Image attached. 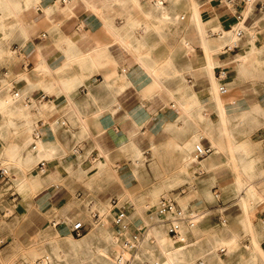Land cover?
Here are the masks:
<instances>
[{
    "label": "crops",
    "instance_id": "crops-1",
    "mask_svg": "<svg viewBox=\"0 0 264 264\" xmlns=\"http://www.w3.org/2000/svg\"><path fill=\"white\" fill-rule=\"evenodd\" d=\"M181 1L172 4L167 0L166 3L172 9L162 16L161 11L153 7L151 0H0V63L10 60L13 47L21 58L16 64V70L17 75L22 77L18 79L16 75L10 83H15L20 92L24 91V102L33 106L35 101L37 105L31 108L34 114L31 122L35 125L31 138L37 130L40 133L38 145L43 140L55 148L52 152L47 151L45 156L40 152L35 156L41 157L35 164V170L43 178L45 186L34 195V201L43 211L55 213L58 212L53 210L56 207L64 210L63 214L59 211L62 220L54 222V225L63 224L60 230L64 234L71 231L70 225L73 224H69L68 217L83 214L78 212V208L67 209V205L75 202L74 192L86 198L94 195L105 203L111 198L114 217L116 209L113 208L112 200H120L119 195L124 189L137 183L133 165L128 162L132 158L124 156L120 148L139 156L137 153L141 150L142 154L146 140H150V145L151 141L157 143V135L169 140V123L177 129L188 128L179 117L177 101L193 92V89L198 90L202 97L207 93V53L197 37L196 29H190L194 2L188 0L189 10L181 13L176 9ZM195 1L213 8L225 28L231 26L235 19L238 20V12L243 14L238 6L235 7L237 4L234 6V14L224 0ZM255 9L247 22L259 29L263 25L264 29V23L261 24L259 16H255ZM186 15L188 18L184 21V32L180 37L170 24L164 25L161 31V22L177 21L181 16L185 19ZM208 31L214 33L211 28ZM43 33L46 36H42ZM241 47L242 43L226 45L222 57L220 52L209 53L215 55L218 61L220 57L224 61L215 66V74L228 89L227 93H222L224 98H237L236 102L228 104V110H238L233 113V117L241 113V110L250 109L256 102L264 107V95L255 93L248 84L239 83L244 78H251L248 73L252 70L257 69L258 74L264 76V61L239 67L238 63L232 61V56ZM222 69L226 70L224 77L219 76ZM10 72L7 66H0L1 81L3 78L8 79ZM4 94L12 95L9 91ZM210 110L216 113L215 117L208 113ZM254 111L251 108L249 114L253 115L252 121L245 122H249V126H244L245 123L235 125L236 118L231 123L236 138L250 145L249 154L253 152L252 146L256 143L252 136L259 130L264 133V125L256 129L254 122L259 114L254 117ZM205 112L209 117L218 119L213 105H209ZM38 115L40 117L36 120ZM43 115L47 119L41 117ZM16 122L20 128L28 124L23 119ZM196 127H200V131L203 129L202 124ZM242 133L251 136V141L239 139ZM191 134L189 129L186 136L174 139L185 140L191 138ZM204 137L201 142L211 144L203 142ZM223 140L225 142V138ZM31 142L28 147L36 152L38 149H32ZM219 152L214 151L202 159L200 168L204 169V173L198 174L200 169L194 162L195 175L206 174L204 160L209 170L216 171L220 160H223ZM103 154L105 161L109 156L108 165L117 170L120 178L110 186L104 185L105 182L99 178L89 181L88 175L78 173L80 164L88 174L91 173ZM251 157L252 160L256 158L252 154ZM41 159L47 160V171L44 173L38 168ZM211 177L215 176H210L202 184L204 190L209 189ZM224 181L223 178L221 183ZM255 184L259 188L257 180ZM215 187H211L213 194ZM181 194L182 198H187L188 207L202 212L199 218L206 214L208 216L201 221L197 232L194 227L184 229V243L171 237L178 244L176 246L172 245L169 232L170 236L167 232L165 234L163 247L157 236L152 235L149 243L156 245L159 242L160 251L156 255L151 251L150 244L144 245L150 249L151 264H160L156 259L158 257H163L168 264H254L247 249H237L231 254L226 249H219L221 238H231L233 234L240 238L235 227H217L226 221L220 211V202L224 203L222 192L220 199L215 197L219 205L209 203L205 198L197 199L187 189ZM178 203L182 205L180 201ZM127 206L135 218L133 228L138 224L146 225L143 217L134 215L135 207ZM259 208L262 212L264 202L259 204ZM231 220L235 225L240 222V217L231 215ZM90 226L87 225V230ZM147 226L149 232L150 225ZM245 239H250L249 234ZM112 240L114 243L119 241L116 237H112ZM214 250L219 256H216ZM108 255H111L110 252ZM121 256L116 254L114 257L119 261ZM131 259V264L137 263L136 253L132 254Z\"/></svg>",
    "mask_w": 264,
    "mask_h": 264
},
{
    "label": "rangeland",
    "instance_id": "rangeland-1",
    "mask_svg": "<svg viewBox=\"0 0 264 264\" xmlns=\"http://www.w3.org/2000/svg\"><path fill=\"white\" fill-rule=\"evenodd\" d=\"M246 6V0H238L235 7L239 8L244 15V9ZM253 6L254 9L256 8L255 16H259V21L263 24L264 15L262 12L264 10V0H254ZM188 7V0H182L177 5L176 9L177 11H181V13H186V11L189 10ZM187 18L188 15H186L185 19H182L181 16L177 21L161 22V31L164 25L168 26V24H170L174 27L180 37L184 32V21H186ZM261 26L263 27V25ZM262 27L257 31L255 37V46L257 48H260L264 44V29ZM241 51L242 49H236L235 52ZM10 56V60L0 63V66H7L11 70L10 77L8 79L3 78L1 81L0 92L9 91L10 93H13L10 91V81L11 78L17 75L16 64L21 58L13 47L10 50ZM256 71H250L248 74L251 78H244L239 83L248 84V87H251L255 93L264 95V76L259 75L257 69ZM21 77L22 75L16 76L18 79ZM262 108L264 109L263 106ZM208 113L213 117L216 116V113H213L212 110ZM257 113L260 115L254 122L256 124V129L264 125V119H262L264 113L261 114L254 111L253 114L256 115ZM39 117L40 116L38 115L35 119L38 120ZM41 117L47 119V116L45 115ZM3 119L4 115L0 111V130H6V128L2 126ZM22 119L23 118L19 115H15L16 121ZM212 119L216 120V118ZM252 119L253 115H250L247 118L249 121H252ZM32 125V130H34L35 125L33 123ZM168 125L169 127L167 131L171 133L169 140H165L162 135H157L158 140L155 147L150 145V140H146L145 149L142 150V154L139 156H136V154L131 151L120 148V150L123 151L124 156L132 158V160H129L128 162L133 165V172L137 179V183L134 186L125 188L124 192L119 195L120 204L127 203L126 205H133L135 207V209H133L135 213L134 215L137 217H143L146 225H150L151 232L153 231L152 226L162 224L161 226L164 228L165 232H167L168 236H170L168 233V225L163 222L166 216L154 212V207H157L160 204L162 198L174 197L176 200L178 199L177 201L182 203L184 208H187V198L185 200L182 198V194L179 193L181 188H185L188 192H191V196H194L197 199L205 198L209 203L219 205L218 200L213 194V190L211 191L212 186H218L222 192L224 202H220L222 206L220 211L224 214L226 221L223 222L222 225H217V227H223L225 229H232L235 227V230L240 233V238H238L237 234H233L232 237L235 241L233 246L230 247L219 244V249H226L228 254L235 252L237 249H247L248 251V246L251 242V232L247 228L245 221L240 220L239 223L234 225L231 220V215L239 216L242 211V206L236 202L238 200V194L236 195L234 192V182H236L239 169L236 168L233 160H230L229 157L231 156V152L224 147V140H220V138L217 137L218 141L221 142L220 145H222V148L218 144L217 146L213 145L210 141V137L205 135L203 142H210L211 146L214 148L213 152L215 151V153H217L220 151L219 154L222 155L223 160H220L216 171L209 170L205 166L204 160L203 164L207 172L202 176H197L195 175L193 168L195 161L186 166L183 160V155L177 150V148H175L174 144L171 143L174 138L186 136L189 128L177 129L174 128V126H170V123ZM245 125L249 126L250 123L247 122L244 126ZM248 128L253 130L252 127ZM13 129H16V127H9V132L5 136L0 133V264H18L22 261L32 262L41 257H47V253H50L52 257L51 260L54 264H107L109 261L105 256L106 248L109 250L113 258L116 254H121L124 256V260L128 261L126 264H131L132 254L137 253L138 251L133 252L130 248H125L120 240L118 243L121 247L113 245L112 237H116V227L113 224L114 210L112 209L111 198L105 203L94 195H89L86 198L78 196V192L73 193L75 202L73 205H67V209L70 207L72 210L78 208V212L83 214L79 216H76L75 214L72 217H68L69 224L82 218L84 221L91 223L89 229L82 236L72 235L70 230L64 234L60 230V227L63 224L54 225V222L62 220L61 214L64 213V210H59L56 207L53 210L58 212L54 213L51 211H43L37 207L34 201V195L45 186L43 178L35 170V164L41 157L34 158L30 167L27 169V178L25 177V179L23 176V169L19 168L16 162L11 161V159H13L10 152L11 146L18 147V151L16 152L18 154H21L25 150L23 141L18 135H15L12 132ZM244 135L245 134L242 133V136L239 137V139L251 141V136L248 137ZM252 139L256 141L252 146L253 152L251 153L256 157L254 159L253 179H255V181L257 180L259 186L257 189L260 193L252 200H249V209L251 210L253 223L256 229H259L264 233V209L261 212L259 208V204L264 202V133L262 130H259L258 133L254 134ZM103 153L106 154L105 152ZM104 154L96 163V165H98L104 162L106 167L102 172L99 173L92 171L88 174L80 164L78 167V173L86 176L88 175L89 181H91V179L99 178L105 182H103L104 185L110 186L120 178L117 170L112 169L108 165L107 159L109 156L106 158V161L104 160ZM79 159H81V156H79ZM135 169L136 171H134ZM35 175H38L40 182L36 183L31 180V177L34 178ZM212 175L215 177H211L210 182H208L210 185L209 189L204 190L202 184H204V182H206ZM223 178L225 179V183H221ZM59 211H61V214ZM95 213L100 214L99 218L94 217ZM206 216H208V214L198 218L194 227L195 232L198 231L201 221ZM248 234L250 237L249 240L245 239L248 237ZM68 235H70L72 239H70ZM55 237H67L69 242L77 240L82 246L81 248L84 251L83 256L86 257V259H81L80 255L69 250L67 247L60 248V256H57L53 251V244L50 242L51 239ZM86 240H88L89 243H85ZM149 240L146 241V244H150ZM170 240H173L171 236ZM260 243L263 247L264 234L260 238ZM150 246L151 251L158 255L160 251L159 242H157L156 245L150 244ZM150 249L145 246L142 248V259L138 258V264H151ZM52 261L48 259L46 264H51ZM114 264H118V262L115 260Z\"/></svg>",
    "mask_w": 264,
    "mask_h": 264
},
{
    "label": "bare ground",
    "instance_id": "bare-ground-1",
    "mask_svg": "<svg viewBox=\"0 0 264 264\" xmlns=\"http://www.w3.org/2000/svg\"><path fill=\"white\" fill-rule=\"evenodd\" d=\"M151 1L153 3V7L157 11H161L162 16L166 11L172 9V7H170L166 3L167 0L164 2L160 0ZM169 1L173 4L177 3L178 0ZM193 2L194 5L191 8V11H193V15L191 16L190 29H196L197 37L205 46V51L207 53L208 61L207 65L205 66V70L207 73L205 76L207 80L205 89L207 90V93L204 97H202L198 90L193 89V92L180 97V99L177 101L176 106L179 111V117L182 118L183 121L188 125V128L191 129L192 137L187 138L185 140L174 139L171 141V143L174 144L175 148H177V150L183 155V160L186 166H188L190 163L196 161V147L199 143H201L202 135H208L213 145L217 146L218 144L221 147L222 145H220L217 137L220 138V140H223V138H225L224 147H226L227 150L231 152V156L229 158L230 160H233L236 168L239 169V173H237L238 175L236 178V182H234V192L236 193V195L238 194V200L236 202L240 204V206H242V211L238 217H240V220L245 221L247 228L249 229L252 235L251 244L248 247L251 256V261L254 264H257L259 262H261V264H264V249L260 243V238L264 233L261 230L256 229L253 223L251 210L249 209V200H252L260 193L255 184V179H253L254 160H252V157L249 156L250 154L248 153L250 145L239 141L236 138L234 129L231 127V123L233 122L234 118H236L234 122L235 125L244 124L249 114H251V108L261 114L264 113V109L259 103L256 102V104H254V106H251L250 109L241 110V113H237L233 117V113L238 110H228V104L230 102H234L237 98H231L229 100L224 98L222 94L223 92L221 91V87L223 86L221 78H219L215 74V66L224 63L221 57L223 55L222 53L224 52V48L226 45L234 46L242 42V51L232 56V61H234V63H238L239 67H243V65L248 64L250 65L251 63H261L264 61V44L260 48H257L255 46V37L259 28H257L256 26H250L247 22L248 17L254 10V0H246L247 6L244 9V18L241 20L235 19L234 23L226 28L222 26L221 22L218 19V13H215V10L213 8H208L203 4H197L195 0H193ZM224 2L229 5V8H231V11H233V13L235 14L236 8H234L232 3L227 0H224ZM141 5L142 4H140V6ZM211 21H216V23H211ZM240 26H244L246 29V33L244 36H239L237 33V29ZM210 28L213 30L214 33H209L208 30ZM211 52H220L221 60L218 61L215 55H209V53L211 54ZM243 69L244 68H242V70ZM196 81L198 82V79ZM23 93L24 91L22 90V92H20L18 95L12 93V95L10 96H5L4 92H0V111L4 115L2 126L6 128V130H0V133L1 135L5 136L9 132V127L11 128L15 125L16 129H13V131H11L21 138L25 150L21 154H18L16 153L18 151V147L11 146L10 152L13 158L11 159V161L16 162L17 166L23 169V176L24 178H27V169L30 167L36 154L40 152L39 154H43L45 156V153L47 151L52 152L55 148L43 140L39 142L38 148H36L38 150H35L36 152L28 148L32 140L31 135L33 131L31 117L34 114L31 112V108L37 105L35 101H33V106H31L27 102H24L22 98ZM209 105H213L216 108L218 113L217 120L212 119L205 112ZM15 115H19L23 118L24 121H28L27 127L20 128L19 124H17L15 120ZM254 117H257V115H254ZM197 124L203 125L202 131H200V127H196ZM156 144L157 143L151 141L152 147H155ZM137 154L141 155V150ZM105 167L106 166L104 162H102L95 166L93 172L100 173L105 169ZM38 178V175H35L34 178L31 177V180L37 183L40 182ZM81 220L84 219L82 218ZM161 225L162 224L152 226L153 231L151 232V230H149L147 240H149L152 235L156 234L161 246L163 247L166 241V232ZM68 237L72 239L70 235H68ZM171 241L172 245H178L173 242V240ZM50 242H52L53 251L57 254V256H60V248L62 247H67L69 250L73 251L76 254L84 253L83 249L81 248V244L77 240L69 242L67 237H55L52 238ZM85 243H89L88 240H86ZM234 243L235 241L233 237H224L219 240L218 246L219 244H221L231 247L234 245ZM113 245H117L119 247L118 243L113 242ZM141 250L136 253V257L140 259H142ZM214 252L217 254L216 256H219L217 251L214 250ZM108 254L109 250L106 248L105 256L109 261L107 264H114L116 260L115 257L113 258L111 255ZM46 256L48 257V259H50V261H52L50 253H47ZM81 259L84 260L86 259V257L81 255ZM124 259V256H121V258H119V261H116L118 263L120 262L122 264H126L128 261H125ZM156 259L159 260L158 263L160 264H168L165 259L163 260V257H158ZM51 264H54V262L52 261ZM174 264L178 263L174 262Z\"/></svg>",
    "mask_w": 264,
    "mask_h": 264
},
{
    "label": "built area",
    "instance_id": "built-area-1",
    "mask_svg": "<svg viewBox=\"0 0 264 264\" xmlns=\"http://www.w3.org/2000/svg\"><path fill=\"white\" fill-rule=\"evenodd\" d=\"M66 1V0H64ZM164 2L165 0H160ZM235 6L238 3V0H227ZM244 18V15L241 12H238V20ZM237 33L239 36H244L246 33V29L244 26H240L237 29ZM42 36H46V33H43ZM226 70H221L219 72V76H225ZM1 84V79H0ZM11 91L13 94L18 95L20 93L19 90L16 89L15 83L11 82ZM221 91L223 93H227L228 89L225 85L221 87ZM40 139V133L36 130L33 134V139L31 142V148L36 149L38 147V141ZM213 152V147L211 144L199 143L196 147V161L195 164L199 167L198 174L204 173V169H201V161L206 156ZM47 160L41 159L38 163V168L41 173L47 171ZM185 188H181L179 193H184ZM214 195L217 199L221 198V192L218 187L214 188ZM120 200L118 198H114L112 203L114 205V209H116L113 224L116 227V237L121 241V244L124 247L130 248L131 250L137 251L142 248L147 241L148 235V226L147 225H135V218L132 216L129 207L125 204H120ZM154 212H157L160 215L166 216L163 222L168 225V232L171 237L175 239L177 242H185V228L191 229L195 227L198 218L202 215V212L198 209H193L191 207L184 208L182 205L178 203L176 198H162L160 204L157 207H154ZM100 214L95 213L94 217L98 218ZM91 225L84 220H77L72 225H70V229L73 235L82 236L87 231V225ZM56 225V224H55ZM48 262V257H41L32 262L22 261L18 264H46Z\"/></svg>",
    "mask_w": 264,
    "mask_h": 264
}]
</instances>
